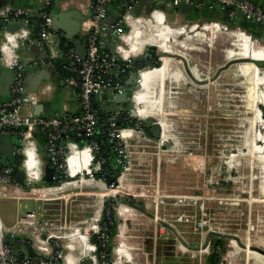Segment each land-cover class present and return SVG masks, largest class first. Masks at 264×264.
Listing matches in <instances>:
<instances>
[{"label":"built area","instance_id":"2783aa9c","mask_svg":"<svg viewBox=\"0 0 264 264\" xmlns=\"http://www.w3.org/2000/svg\"><path fill=\"white\" fill-rule=\"evenodd\" d=\"M110 1L89 0V3L81 8L84 17L80 20V32L86 42L83 58L71 45L65 49L61 57L58 55L55 46L60 34L54 27L51 12L48 11L52 0H42L40 8L34 14L26 7L0 5V72L2 70L13 72L8 95L0 98V135L17 141L14 152L19 158L18 163L5 162L0 151V198L45 200L48 198L31 195L30 192L34 189L58 186L63 182L88 178L99 181L104 186H113L108 185L104 179L106 176V169L103 167L105 157L98 153L99 116L94 98L106 92H111L112 97L124 92V79L133 73H136L138 83L131 86L132 90L134 86L139 85V76L143 68H136L132 60L135 55L124 54L128 49L124 36L129 31L130 24L142 18L150 21L154 18L146 15L144 9L139 15L134 13L140 0H122V9L116 21L104 23V19L108 17L107 6ZM180 2H191L197 9L205 3L210 9L219 8L225 12L229 20L243 17L264 29V8L252 0H203L202 3L196 0H151L154 8L164 4L166 12L161 16L162 22L171 26L175 22H169L167 12L170 10L178 14L177 6ZM67 4L68 1L64 0L61 7ZM205 21L189 18L185 20L184 26L191 22ZM210 21L219 22L218 20ZM8 23H19L20 26L14 31H9L4 29V25ZM35 23H39L35 40L43 50L44 63L54 65L55 60L59 58L63 69L67 72L65 83L77 92L80 109L77 114L64 113L51 117L32 114V106L39 101L40 95L46 97L51 91L50 83L40 88L38 97H34L25 89V65L20 58L19 49L23 43L32 40L31 32ZM224 24L228 26L227 23ZM107 29L111 30V34L106 35L111 39L110 45L112 41H115L114 53H110L109 47L100 46L101 35ZM152 67L155 66L148 68ZM136 91H132L133 96ZM126 113L130 117L143 121V118L134 114L133 109L127 110ZM122 114L123 110H112L108 113L105 134L115 152L114 165L119 168V171L125 163L129 164L127 142L122 137V130H134L140 134L144 131L138 122L134 126L122 123V121L126 122L127 117H122V119ZM120 120H122L121 123ZM38 130L43 133L46 140L44 149L47 163L54 168L56 174L52 177V180H55L54 185L40 183L44 163L40 157V146L34 137ZM75 138H78V141H75ZM83 149L88 150L89 163L86 169L71 175L68 158ZM19 168L25 175L23 184L16 180ZM44 212H46L45 208L42 209V213ZM101 212L97 220V228L91 233L98 235L101 241H105L107 235L101 231L99 224ZM43 217L44 214L39 216L35 212H27L25 216L17 217L10 225L4 223L0 217V264H67L64 259L66 253H62L60 244L57 242L59 238L66 237L56 233L59 228L49 229ZM90 236L91 234H88V255L82 257L77 264L85 259H90L92 264H97L98 259L93 251ZM8 239H11L12 243L16 239L18 243L30 245L33 253H22V257L17 260L15 250L12 243H8Z\"/></svg>","mask_w":264,"mask_h":264},{"label":"rangeland","instance_id":"374dc122","mask_svg":"<svg viewBox=\"0 0 264 264\" xmlns=\"http://www.w3.org/2000/svg\"><path fill=\"white\" fill-rule=\"evenodd\" d=\"M176 14L177 12L170 10L167 12L168 18L173 20ZM169 22L176 23V20ZM177 22L182 26L185 23L184 20L178 19ZM209 49L211 45L203 48L197 58L200 61H218L220 55H211ZM155 51L164 55L156 47ZM187 61L192 63L189 58ZM226 61L228 60L221 59L220 64ZM180 63L182 65L181 61ZM227 79L230 80L229 77ZM209 80L202 85H207ZM138 89L139 85H136L132 91ZM215 92L213 90L202 98L190 96L189 106L182 105L184 98L181 94L177 95L175 103H181L180 107L178 111H171L175 122L174 133L177 134L178 141L173 153L163 154V151L172 147L175 140L168 138L161 141L162 124L152 118H146L160 124V135L153 138L144 131L140 134L145 140H149V150L144 147L129 149L127 145L128 154L130 150L132 152V159H129V164L122 166L118 174L120 176L129 168L124 185L119 187L116 181L112 187L105 186L103 202L108 197H131L134 201L143 203L145 207V212L138 211L146 215V218L127 222L131 233H126L125 241L132 260L131 263L125 264H207L206 257L211 252V245L219 237L224 239L225 252L218 264H227L229 239L238 237L244 244L237 236L238 231H247L250 238L264 234V208L257 203L248 202V196L255 192L251 170L244 163L240 165L243 167L241 169L232 168L235 161L231 159V153L238 148L244 151L241 140L245 136L247 124L242 115H238L234 120L232 117L223 118L219 114L221 107H218L219 102L215 100ZM127 93L131 95L130 91ZM168 96L166 95L161 103V110L165 113H170L172 107ZM226 101L221 103L224 107L229 105ZM135 107L134 102L125 101L122 104L111 102L107 109L126 111L135 110ZM235 108L237 113L241 112L242 102H238ZM139 113L142 114L140 111ZM45 175L50 176L48 169H45ZM228 178L234 180L229 181ZM99 193L97 189L82 190L71 187L60 193L51 191L48 199L44 201L0 198V217L4 223L10 225L15 222L16 215L23 217L27 212H35L39 216L44 214L43 218L47 221L49 229L64 230L68 224L93 217L94 206L97 207L94 202L100 196ZM44 208L46 212L42 213ZM117 218L119 225L121 220L118 214ZM253 224L255 227L259 226L260 233H256L257 228ZM54 227L56 228L53 229ZM220 229L223 233L218 231ZM180 240L191 247H197L198 252L184 245L189 252L182 253ZM57 242L62 253H66L63 245L67 239L59 238ZM233 242L237 245L236 241ZM251 246L253 245L247 247L250 252L253 251L250 250ZM231 263L245 264L239 260Z\"/></svg>","mask_w":264,"mask_h":264},{"label":"crops","instance_id":"0c3cea01","mask_svg":"<svg viewBox=\"0 0 264 264\" xmlns=\"http://www.w3.org/2000/svg\"><path fill=\"white\" fill-rule=\"evenodd\" d=\"M42 0H20L15 1L13 6H22L30 9L32 13H36V11L40 8ZM55 5L54 9H52L51 13L55 12V10L59 12H66L68 10L77 9L82 15L81 8L89 3V0H67L68 4L65 7H61V3L64 0H54ZM53 1V2H54ZM262 8H264V3L259 0H255ZM10 5V4H5ZM205 3L201 5V7H205ZM199 7L198 9H200ZM201 8V9H202ZM194 9H192L193 11ZM191 11V12H192ZM119 12L117 10L108 8V16L109 17H117ZM190 15H182L178 12L174 20H176L175 24H180L178 21H185L189 19ZM245 18H243L244 20ZM170 19V21H174ZM245 21H249L246 20ZM251 22V21H250ZM252 23V22H251ZM55 29L59 32L60 36L63 34L69 33L72 26V21L70 18H62L60 21L54 22ZM259 27V25H258ZM168 29V30H167ZM259 29H261L259 27ZM83 35L78 32L77 38H81ZM264 36V33L262 34ZM126 42H129L131 45L135 46L136 49H141L145 45H154L160 51H164L168 54H181L192 62L190 64V68L194 76L196 77H205L206 78L211 74L220 64L221 59L230 60L231 58H248L254 59L255 61H264V43L260 42L258 39L250 35L239 28H232L227 26L224 23L217 21H205V22H193L188 25L181 27L177 26H169L166 25L160 26L155 24L154 22L148 20L147 18L139 19L138 22L130 24L129 31L124 36ZM76 38V37H75ZM111 39L105 34L101 35V44L103 48H108L110 46ZM24 44V45H23ZM19 49V55L22 58H26L27 61H32L29 64L25 65V71L27 69L31 70H41V69H49L52 73H54V77L51 80L42 81L41 85H45L46 83L51 84V91L48 96L43 97L40 95L39 102H44L51 100L53 101V107L51 112L46 115L47 112H43L44 116H57L63 115L64 113L68 114L69 112L75 111L79 108V100L77 92L64 83L65 87L70 88L71 90V99L67 100L68 93L63 91L62 87L57 84L59 82V77L57 72L54 69L53 64L49 63H41L39 62L38 50L36 48L30 47L33 44H36V40H29L23 43ZM66 40L61 39L59 46L60 49L58 51V55H61L65 51ZM211 45V49L209 52L212 54H219L218 61H200L197 56L200 55L201 50L203 48H207V46ZM74 50L75 46L71 45ZM23 52V53H21ZM196 60V62H193ZM175 59L173 57H169L167 55L161 58V65L157 68H147L146 70L141 71L143 77H150L151 80H154L152 86L156 83L167 84L171 86V90H167V92H160L158 95H152V86L150 91L144 90L142 94L145 96L143 99L144 103L147 106L142 110V114L138 112L139 117L143 118V121H148L146 118H159L162 122V132H161V141L171 138L175 140V143L172 147L168 148L170 150H175L178 144L177 134L174 133L175 130V122L173 120V116L171 111H178V107L180 104L190 105L191 99L190 96H198L202 98L206 96L207 93L211 91L215 92V100L221 107L219 109V114L223 118L232 117L231 119L237 118V116H241L245 120L246 130L245 136L241 140V146L244 148V151H241L240 148L235 149V152L231 153L235 158V163L232 168H243L240 167L242 163L246 164L251 170V180L254 183V191L250 192L253 194L252 196H248V202L251 204L257 203L260 207L264 208V70L260 69L256 66V64L250 61H242L238 63L232 64L228 69L223 70L219 77L210 79L207 85H195L193 84L184 73L183 67L181 63H175ZM202 62V63H200ZM23 63V61H22ZM163 68V69H161ZM45 71V70H44ZM47 71V70H46ZM229 77V81L227 79ZM128 79H124L125 90L132 93V85L128 84ZM170 83V84H169ZM178 85V91H172L173 87ZM41 86V87H42ZM149 90V89H148ZM181 94L182 100L181 103H175V98L177 95ZM169 95L167 98H170L172 107L170 109V113H165L161 110V103L164 100V97ZM112 93L106 92L94 98V104H97L99 107L103 109H107L111 104ZM178 100V99H177ZM202 100V99H200ZM229 100V101H226ZM222 101L229 102V105L223 106L221 104ZM140 102V101H139ZM173 102V103H172ZM238 102H242L243 110L241 112L236 111V104ZM122 104V103H119ZM33 113V108H32ZM241 113V114H239ZM150 121V120H149ZM152 123V121H150ZM236 123V120H235ZM236 127V126H235ZM138 133V132H135ZM127 135H130L127 134ZM133 137V136H130ZM132 140V139H131ZM139 140H144L143 138H139ZM134 148V147H133ZM144 148H146L144 144ZM41 149V160L44 163V166L48 165L47 156L44 160ZM147 149V148H146ZM234 149V148H233ZM171 152V151H169ZM130 160L132 159V153L130 155ZM69 165L72 171L75 173L80 172L81 170L86 169L89 163V154L86 149L79 151L78 154H72L68 158ZM243 164V165H244ZM245 165V166H246ZM44 173V170H43ZM128 174V173H127ZM124 180H126V176ZM244 175V174H242ZM96 181V180H95ZM99 182V181H98ZM101 183V182H100ZM103 184V183H102ZM69 185L79 187L82 190H88L92 187L88 183L75 181L69 183ZM104 185V184H103ZM60 186V185H59ZM105 187V186H104ZM44 189V188H40ZM106 190V187H105ZM105 193V192H104ZM100 194L97 199H100V210L98 212L97 219L92 223V225L87 228L81 229L82 226H87L84 224L83 220H80L78 223H72L69 225L68 229L70 230V235L67 237V242L65 244L66 254L65 261L68 264H77V262L84 256L88 255L89 247L82 240L83 234H88L96 230L97 223L96 221L99 219V214L101 212L102 198L103 194ZM33 195H42L44 193H32ZM41 197V196H40ZM106 199V198H105ZM36 201H44L36 200ZM95 203V202H94ZM43 204V203H42ZM41 204V205H42ZM124 204V203H122ZM43 206V205H42ZM117 207V214L118 208ZM98 207V206H97ZM94 206V209H97ZM145 208V207H144ZM145 212V210H144ZM121 222V234L118 237H115V245L113 247V261L111 264H125L127 261L131 263L132 255L129 251V247L126 244L125 237L126 233H131V229L127 225V222H136L143 219L144 214L138 211V209L133 208L127 205V208L124 211L118 214ZM19 217V215H16ZM146 216V215H145ZM16 217V218H17ZM86 220V219H85ZM80 223V224H79ZM84 224V225H83ZM254 225V224H253ZM252 225V229H253ZM255 227V225H254ZM258 225H256V233H260L261 229H258ZM250 228V229H251ZM255 230V229H254ZM117 235V234H116ZM237 236H239L244 242L245 246L242 248L241 246L231 247L227 252V260L229 262L227 264H232L233 261H242L245 264H264V256L256 251H249L247 247L249 245L257 246L264 250V234L262 236H258L255 238H250L248 236L247 231L240 230L238 231ZM230 241H236L235 238H230ZM234 243V242H233ZM232 243V244H233ZM117 244V253L116 257L114 254V249ZM179 246V243L177 244ZM183 245V244H182ZM184 246V245H183ZM197 252V250L195 251ZM137 264H140L139 262Z\"/></svg>","mask_w":264,"mask_h":264},{"label":"trees","instance_id":"16d2710c","mask_svg":"<svg viewBox=\"0 0 264 264\" xmlns=\"http://www.w3.org/2000/svg\"><path fill=\"white\" fill-rule=\"evenodd\" d=\"M53 1L54 0H52L51 7L48 9L49 12H51L52 9H54L55 1L54 2ZM252 1H254V0H252ZM121 5H122V0H111L107 6V9L110 6L111 9L117 10L120 13V11L122 9ZM201 8L196 9V10L194 9L189 14L190 19H202V20H206V21L218 20V21L227 23L228 26H230L232 28L233 27L234 28L239 27L242 30H245L247 33L251 34L253 37H261L263 32H264V29L261 28L260 26L259 27L261 29H259L258 24L254 23V22L251 23L250 21H245V19L243 20V17H237L234 20H229L226 17L225 12L221 11L219 8L210 9L206 5L202 9ZM37 19L39 20V18H37ZM158 20L161 21L160 18H158ZM37 24L39 25V23H35L34 26L32 27L31 38L33 40L36 39V32L38 31ZM157 58H158V56L154 55L148 59L141 61L140 63L139 62L135 63L136 68H143V70H146L147 68H144L146 66H158L160 64V61ZM263 64H264V62L261 65H263ZM54 69L58 74L59 80H62L65 83V78L67 76V72L63 69L62 62L59 58L57 60H55ZM57 84H58V81H57ZM139 99L140 98L138 97V93H134L133 102L134 103H141L142 101H140ZM95 108H96L98 116H99V126L98 127L100 130V134L97 137L98 138V144H99V152L98 153L105 157V162L103 164V167L106 169V176L104 177V179L108 185H114L116 183V178L119 174V168H113L115 152H114L113 148L111 147V144L108 142L106 135H105L106 134V128H107L106 118H107L108 113L112 110L103 109V108L99 107L97 104H95ZM79 111H80V109L78 108L75 111L69 112L68 114L69 115L70 114H77V113H79ZM126 112H127V110L126 111L123 110V114L121 116V118L127 116L126 122H123L122 120H120V123L122 121V123H125V125L134 126L138 122L139 126L144 130V132L147 135L151 136V133L148 130L149 126L146 125V124H151L150 121H139V119L136 117H130L129 115H126L127 114ZM140 112H142V110ZM126 133H130V135H128V136H141L140 133H135L134 131H130V130L126 131ZM34 137H35V140L38 143V145L41 148H44L46 140H45L43 133L38 130L35 132ZM146 141H148V140L146 139ZM86 151L88 153L87 149H86ZM164 153H165V151H163V154ZM167 153H169V152H167ZM45 157H46V154L44 153V155H43L44 160L46 159ZM231 157H232L231 159L233 161H235V158L232 154H231ZM11 162L18 163L19 158L17 157L15 159V161L12 160ZM69 169H70L71 175L76 173V172L74 173L72 171L70 165H69ZM54 184H55V180H50L47 183V185H54ZM44 194L48 195L50 193L48 191H46V192H44ZM96 202L97 201H95L94 204H96ZM119 203H124V204L131 206L133 208H136L140 211L145 210L143 203H141L139 201L136 202L131 197L123 198V197L116 196L114 198L108 197L104 200L103 209L101 212L99 224H100L101 231L107 235V239L105 241H101L98 238V235H96V234H92L90 236V242L92 244L93 251L96 254L97 259H98V261L96 262L97 264H111L113 261V247L115 245L114 238L116 236L117 226H118L116 207ZM88 234L82 235V239L86 245H88L87 244ZM232 243L233 242L229 240L228 244H227L228 247H230L232 245ZM12 247L15 250V256H16L17 260H19L22 257V255H21L22 253H27V254L33 253V249L31 248L30 245L18 243L16 241V239L12 243ZM116 249H117V244H116L115 249H114L115 257H116V253H117ZM224 252H225L224 239L221 237L216 238L211 245V252L206 257V263L207 264H218V261L220 260V258L222 257ZM128 262L129 261H127V263Z\"/></svg>","mask_w":264,"mask_h":264},{"label":"water","instance_id":"95a60500","mask_svg":"<svg viewBox=\"0 0 264 264\" xmlns=\"http://www.w3.org/2000/svg\"><path fill=\"white\" fill-rule=\"evenodd\" d=\"M163 1V0H162ZM203 0H196V2L198 3H202ZM10 5H14V3H10ZM142 9H144V13L146 15H149L150 17H153L155 14H159L160 16H162L165 12H166V8L164 6V4H160L158 7H152V3L151 0H140L139 3L137 4V6L134 9V13L139 15L142 13ZM192 9H197L196 6H193V4L191 2H180L177 6V10L180 14L182 15H188L191 13ZM52 19H53V23L60 21L62 18H70L72 21V26H71V30L69 31V33L67 34H63L59 37V39H57V45L55 46L56 50L60 49L59 43L61 39H65L66 40V44H65V48H67L69 45H74L75 46V51L78 55H80L82 58L84 57L85 54V46H86V42H85V37L82 36L81 38H77L79 29H80V20L83 19V15L80 14V12L75 9V10H68L66 12H59L57 10H55V12L51 13ZM116 21V17H106L104 19V23H114ZM221 22V21H219ZM20 26L19 23H8L6 25H4V29L9 30V31H14L16 30L18 27ZM241 29V28H240ZM245 31V30H244ZM246 32V31H245ZM105 35H110L111 34V30L107 29L105 32H103ZM76 37V38H75ZM256 39H258L260 42L264 43V36L261 37H255ZM114 43L115 41H112V44L109 46V51L110 53H114ZM36 48L38 50V57H39V62L38 64H41L44 62V55H43V50L37 45V44H33L31 48ZM152 48H154L155 46H151ZM149 48L150 46H146L144 48V50L135 55L132 60L133 62H141L145 59H147L150 56V52H149ZM167 55L169 57H173L174 59H179L182 62V67L184 70V73L186 74L187 78L189 80H191L192 83L194 84H198V85H202L205 82H207V80L201 79V77H196L194 76V74L191 71L190 68V64L187 61V58L181 54H164ZM162 54H157L158 56V60L160 61V64L158 66L152 67V68H157L161 65V58L164 56ZM22 61L24 63V65L29 64L32 61H27L26 58H22ZM244 62V61H250L254 64H256V66L260 69L264 70V65H261L264 61H255L254 59H248V58H238L235 57L231 60L226 61L221 68H219V70L216 73V76L219 77V75L221 74V70H226L227 68H229L232 64L234 63H238V62ZM45 70V71H44ZM47 70V71H46ZM12 75L13 72L8 71V70H2L0 72V98L1 97H5L8 95V89H9V85L11 84L12 81ZM54 77V73L51 72V70L49 69H41V70H31V69H27L25 71V89L32 95H34V97H38V92L41 88V83L44 80H51ZM215 78V77H214ZM213 78V79H214ZM128 84L134 85L136 83H138L137 78H136V73H133L129 76L128 79ZM59 86L62 87L63 91H65L66 93H68L69 96H67V100H70L71 97V90L70 88L65 87L64 82L62 80H60L58 82ZM112 102L115 103H123L125 101H133V93H131V95H128L127 91L125 90L124 92L120 93V94H116L111 98ZM53 107V101L48 100V101H44V102H39L37 101L33 106V115L35 116H43V112H47L46 115L48 114V112L52 110ZM49 112V113H50ZM151 136L153 138H157L158 134L160 135V131H161V126L158 122L153 121L152 125H151ZM75 141H78V138L74 139ZM17 144V141L13 138L10 137H5V136H1L0 135V151L4 156V161L5 162H11L13 153L15 151V146ZM42 152H45V149L42 148ZM114 168H116V166H113ZM45 169H48L50 172V176H46L45 175ZM44 173L41 177V184L42 185H46L48 183V181L52 180V177L55 176V172H54V168L49 167L48 165L44 166ZM24 179H25V175L24 172L21 168L18 169L17 173H16V180L20 183L23 184L24 183ZM170 227V226H169ZM218 235H220V233H217ZM235 239L238 241V244H240L241 247H246L245 244L241 243L238 237H235ZM180 242L184 245H186L187 247L197 250V247H191L188 244H186V242H184L183 240H180ZM8 243H12L11 239H8ZM250 250L259 252L260 254H262L264 256V250L257 247V246H251ZM80 264H92V261L90 259H85L83 260Z\"/></svg>","mask_w":264,"mask_h":264},{"label":"bare ground","instance_id":"6f19581e","mask_svg":"<svg viewBox=\"0 0 264 264\" xmlns=\"http://www.w3.org/2000/svg\"><path fill=\"white\" fill-rule=\"evenodd\" d=\"M153 21L152 22H154L155 24H158V25H160V26H163V25H166V27H169V26H171V25H167L165 22L163 23L162 22V17L159 15V14H155L154 16H153ZM158 18H160L161 19V21L160 20H158ZM138 21V20H137ZM191 23H193V22H191ZM198 23V22H197ZM188 24H190V23H188ZM187 24V25H188ZM174 26H177V27H181V28H183V26L181 25V24H174ZM168 30V29H167ZM128 39V37L126 38V39H124L125 41ZM127 44H128V49L126 50V52H124V54H131V55H137V54H139V53H141L142 51H143V49L146 47V46H149V45H145V46H143L141 49H136V47L135 46H133V45H131L129 42H127ZM151 46H154V45H151ZM157 48V47H156ZM184 56V55H183ZM231 59H233V58H231ZM230 59V60H231ZM175 63H180V61H177V60H175L174 61ZM220 65V64H219ZM161 69H163V68H161ZM146 72H147V70H146ZM154 82V80H151L150 79V77H147V76H145V77H143V74L140 72V76H139V89L135 92V93H138V97L140 98L139 100L140 101H142L143 100V98L145 97L143 94H142V92L144 91V90H146V91H150L151 90V86H152V83ZM170 84V83H169ZM194 84V83H193ZM159 86H161V88L163 89L162 90V92H167V90H169V89H171L170 87L171 86H169V85H167V84H162V83H159ZM149 89V90H148ZM172 91H175V92H177L178 91V85H175L174 87H173V89H172ZM135 104V110H133L134 111V114H136V115H139L138 114V112L137 111H141V110H143V109H145V107L147 106V104L145 105V103L144 102H141V103H134ZM145 106V107H144ZM152 119H154V120H156V121H158V122H162L159 118H157V117H154V118H152ZM126 131H129V130H122V137L124 138V140L127 142V145H128V147H129V149L130 148H140V147H144V144H145V146H146V148H147V150H149V145H148V142H149V140L148 141H146L143 137H141V136H133V137H130V136H128L127 134H129V133H126ZM130 131H134V130H130ZM135 132V131H134ZM139 138H143L144 140H139ZM132 139V140H131ZM166 150H169V149H166ZM131 150H130V152H129V157H130V155H131ZM191 167V166H190ZM128 170H129V168H127L125 171H123L121 174H120V176L118 177V186L119 187H122L123 185H124V178H125V175L128 173ZM77 181H79V182H84V183H88V184H90V186L92 187L91 189H97L100 193H99V195L100 194H102V193H104L105 192V187H104V185L102 184V183H100V182H98V181H95L94 179H91V178H88V179H80V180H77ZM72 182H75V181H71V182H63L60 186L58 185V186H52V187H48V188H44L43 189V191H39V189H34V190H32L31 192H30V194L31 195H33L32 193H44V192H46V191H48L49 193L52 191L53 193L54 192H56V193H60V192H62V191H64V190H66V189H69V188H71L72 186L71 185H69V183H72ZM72 188H78V189H80L79 187H76V186H73ZM49 195V194H48ZM48 195H45V194H42V195H39V196H41V197H48ZM95 201H97L96 202V204H97V209L94 211V214H93V217L92 218H90V219H86V220H83V222H85L84 224H87V226H82L81 225V229H84L85 227H87V228H89L91 225H92V223L97 219V216H98V212H99V210H100V199H96ZM120 206H119V208H118V214H120V212L122 211H124V209H126L127 208V205L126 204H119ZM119 216V215H118ZM144 218H146V216L144 215V217H143V219ZM142 219V220H143ZM80 223L82 224V222L80 221ZM79 223V224H80ZM83 224V225H84ZM69 225L70 224H68V225H66L65 227H64V230H60V229H58L57 231H56V233L58 234V235H60V236H64V237H68L69 235H70V230L68 229V227H69ZM120 225L121 224H119L118 225V227H117V235H116V237H118V236H120V234H121V227H120ZM62 228V227H61ZM218 231H220V232H222L223 233V231L220 229V230H218ZM83 240V239H82ZM236 242H237V245H235V244H232L231 245V247H234V246H240V244H238V241L236 240ZM182 245V244H181ZM184 245V244H183ZM182 245V249L180 250L182 253H184V252H189V249H186V248H184V246ZM191 251V250H190ZM198 252V251H197ZM67 263V262H66ZM68 264V263H67Z\"/></svg>","mask_w":264,"mask_h":264},{"label":"flooded vegetation","instance_id":"af4514ba","mask_svg":"<svg viewBox=\"0 0 264 264\" xmlns=\"http://www.w3.org/2000/svg\"><path fill=\"white\" fill-rule=\"evenodd\" d=\"M15 1H20V0H0V5L2 6V5H5V4H10V3H14ZM255 1V0H254ZM260 2H263L264 3V0H259ZM256 2V1H255ZM258 4V3H257ZM149 52H150V56H149V58L150 57H152V56H154V55H156L157 56V54L158 53H156L155 52V48H152V47H150L149 48ZM222 65L223 64H220L207 78L206 77H204L206 80L208 79L209 80V78L211 79H213L214 77L215 78H217V76H216V73H217V71L219 70V68H221L222 67ZM223 70H221V72H222ZM220 72V73H221ZM204 78H201V79H204ZM191 81V80H190ZM207 83V82H206ZM205 83V84H206ZM159 90H160V92H162V88H161V86H159V83H155L153 86H152V95H158L159 94ZM145 100L143 99L142 100V102H144ZM147 126H149V132L151 133V125H152V123L151 124H146ZM165 151V153L166 152H169V151H171V152H169V153H173L175 150H170L169 149V151L168 150H164ZM17 156V154L14 152L13 153V156H12V160H14L15 161V159L17 158L16 157ZM11 160V161H12ZM233 166V165H232ZM263 166H264V163H263ZM264 168V167H263ZM229 179V181H231V180H234V178H228Z\"/></svg>","mask_w":264,"mask_h":264}]
</instances>
